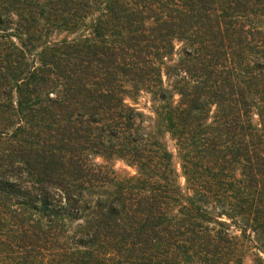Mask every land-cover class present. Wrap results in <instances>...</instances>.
I'll use <instances>...</instances> for the list:
<instances>
[{"label":"trees","instance_id":"16d2710c","mask_svg":"<svg viewBox=\"0 0 264 264\" xmlns=\"http://www.w3.org/2000/svg\"><path fill=\"white\" fill-rule=\"evenodd\" d=\"M0 264H264V0H0Z\"/></svg>","mask_w":264,"mask_h":264},{"label":"rangeland","instance_id":"374dc122","mask_svg":"<svg viewBox=\"0 0 264 264\" xmlns=\"http://www.w3.org/2000/svg\"><path fill=\"white\" fill-rule=\"evenodd\" d=\"M169 144H170V147H171L172 149H174V144H173L172 142H170ZM182 182H184V181H182Z\"/></svg>","mask_w":264,"mask_h":264}]
</instances>
